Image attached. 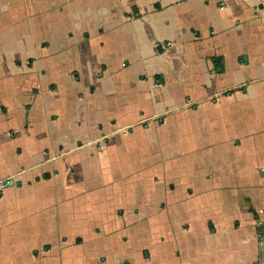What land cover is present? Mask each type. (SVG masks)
Listing matches in <instances>:
<instances>
[{"label": "crops", "instance_id": "0c3cea01", "mask_svg": "<svg viewBox=\"0 0 264 264\" xmlns=\"http://www.w3.org/2000/svg\"><path fill=\"white\" fill-rule=\"evenodd\" d=\"M0 264H264V0H0Z\"/></svg>", "mask_w": 264, "mask_h": 264}, {"label": "built area", "instance_id": "2783aa9c", "mask_svg": "<svg viewBox=\"0 0 264 264\" xmlns=\"http://www.w3.org/2000/svg\"><path fill=\"white\" fill-rule=\"evenodd\" d=\"M8 185H10L9 181H5L2 182L0 184V189H4L5 187H7ZM260 228H259V232H258V239H259V245L262 247L264 246V223L263 224H259Z\"/></svg>", "mask_w": 264, "mask_h": 264}]
</instances>
